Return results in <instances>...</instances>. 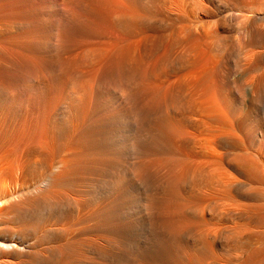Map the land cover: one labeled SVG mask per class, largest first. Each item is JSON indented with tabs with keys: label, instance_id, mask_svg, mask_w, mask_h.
Returning <instances> with one entry per match:
<instances>
[{
	"label": "bare ground",
	"instance_id": "6f19581e",
	"mask_svg": "<svg viewBox=\"0 0 264 264\" xmlns=\"http://www.w3.org/2000/svg\"><path fill=\"white\" fill-rule=\"evenodd\" d=\"M220 1L0 0V264H264V0Z\"/></svg>",
	"mask_w": 264,
	"mask_h": 264
},
{
	"label": "rangeland",
	"instance_id": "374dc122",
	"mask_svg": "<svg viewBox=\"0 0 264 264\" xmlns=\"http://www.w3.org/2000/svg\"><path fill=\"white\" fill-rule=\"evenodd\" d=\"M245 2V3H244ZM220 3V4H218ZM217 3V8L219 9L218 12H220L219 17H223L226 19H229L230 23H228V25L230 27H232V29H235L237 26H239V22L242 20V18H238L240 16L246 15L247 17L251 16L250 13L251 11H253V9H255L256 5L251 4L250 2H248V0H221L220 2ZM224 5V6H223ZM222 6V7H221ZM247 10V11H246ZM240 14V15H239ZM237 18L235 21H233V18ZM255 18V19H253ZM250 21L248 23H246V25H249L254 27V26H259V25H264L263 20L264 19V12L263 11H257L254 16L251 18H249ZM263 23V24H262ZM234 27V28H233ZM233 39H237V36L232 34ZM252 45V47H251ZM262 46H264L263 44H258L257 42H252L250 43V50L252 49V51H256V52H260L262 50ZM248 47L246 48L247 50L249 49ZM255 48V49H253ZM245 49V50H246ZM20 122V121H19ZM252 150H256V147H253Z\"/></svg>",
	"mask_w": 264,
	"mask_h": 264
}]
</instances>
